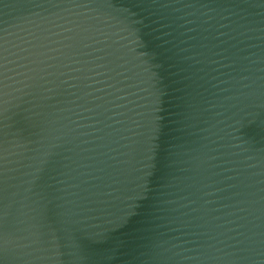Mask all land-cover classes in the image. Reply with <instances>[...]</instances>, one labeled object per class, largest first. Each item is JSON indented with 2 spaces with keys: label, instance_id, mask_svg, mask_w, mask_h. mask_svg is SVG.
<instances>
[{
  "label": "water",
  "instance_id": "obj_1",
  "mask_svg": "<svg viewBox=\"0 0 264 264\" xmlns=\"http://www.w3.org/2000/svg\"><path fill=\"white\" fill-rule=\"evenodd\" d=\"M0 264H264V0H0Z\"/></svg>",
  "mask_w": 264,
  "mask_h": 264
}]
</instances>
